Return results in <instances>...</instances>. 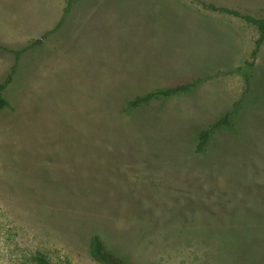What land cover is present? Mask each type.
Returning a JSON list of instances; mask_svg holds the SVG:
<instances>
[{
	"label": "rangeland",
	"instance_id": "rangeland-1",
	"mask_svg": "<svg viewBox=\"0 0 264 264\" xmlns=\"http://www.w3.org/2000/svg\"><path fill=\"white\" fill-rule=\"evenodd\" d=\"M200 1L264 18V0H0V264H101L95 235L123 264H264V44L249 66L256 29Z\"/></svg>",
	"mask_w": 264,
	"mask_h": 264
},
{
	"label": "trees",
	"instance_id": "trees-1",
	"mask_svg": "<svg viewBox=\"0 0 264 264\" xmlns=\"http://www.w3.org/2000/svg\"><path fill=\"white\" fill-rule=\"evenodd\" d=\"M199 3L208 10L239 19L245 24H248L256 29L257 38L254 41L253 50L249 58L251 62L250 64H248L249 66L253 65L254 61L256 60L260 52L262 45L264 44V18L255 17L253 15L243 13L237 9L216 6L212 3H205L202 1H200ZM17 60L18 57L16 58V62ZM16 66L17 64H14V66H12L6 79L2 83H0V111H3L9 107V102L5 98L4 92L11 81ZM208 79L210 78L209 77L194 78L182 84L160 88L151 91L147 94L135 97L128 103V105L131 108H140L148 105L150 102L155 100L167 99L177 95H183L194 90ZM244 79H245L244 80L245 85L247 86L249 84L250 77L245 76ZM230 117L231 114L226 113L222 117L214 121L212 124H210L208 127L200 131V133L198 134V145H197L198 152H203L205 150L210 139L217 131L222 130L230 125ZM90 255L95 261L101 264H123V261L119 257H117L110 250H108V248L102 241L101 237L98 235L93 236L91 240ZM30 261L33 264H53L50 261V259L47 257V255L41 252L34 253L30 257Z\"/></svg>",
	"mask_w": 264,
	"mask_h": 264
}]
</instances>
